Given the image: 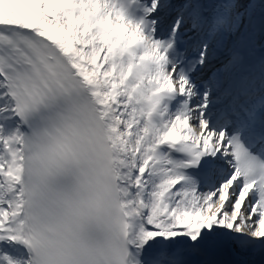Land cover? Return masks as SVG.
Segmentation results:
<instances>
[{
	"label": "snow or ice",
	"instance_id": "1",
	"mask_svg": "<svg viewBox=\"0 0 264 264\" xmlns=\"http://www.w3.org/2000/svg\"><path fill=\"white\" fill-rule=\"evenodd\" d=\"M41 219L64 264H264V0H0V264Z\"/></svg>",
	"mask_w": 264,
	"mask_h": 264
},
{
	"label": "clouds",
	"instance_id": "2",
	"mask_svg": "<svg viewBox=\"0 0 264 264\" xmlns=\"http://www.w3.org/2000/svg\"><path fill=\"white\" fill-rule=\"evenodd\" d=\"M30 228L34 242V264H64L61 243L55 235L50 234L49 223L41 219Z\"/></svg>",
	"mask_w": 264,
	"mask_h": 264
},
{
	"label": "bare ground",
	"instance_id": "3",
	"mask_svg": "<svg viewBox=\"0 0 264 264\" xmlns=\"http://www.w3.org/2000/svg\"><path fill=\"white\" fill-rule=\"evenodd\" d=\"M201 256H203V255H201ZM246 258H248V257H246Z\"/></svg>",
	"mask_w": 264,
	"mask_h": 264
}]
</instances>
